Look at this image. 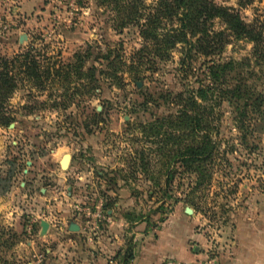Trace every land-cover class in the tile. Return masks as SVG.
<instances>
[{"label":"rangeland","instance_id":"obj_1","mask_svg":"<svg viewBox=\"0 0 264 264\" xmlns=\"http://www.w3.org/2000/svg\"><path fill=\"white\" fill-rule=\"evenodd\" d=\"M213 1L238 9L245 22L264 30V0L243 8L236 0ZM114 24L113 11L96 0H0V56L32 47L43 64L64 66L87 51L84 67L94 65L98 79L91 84L73 79L63 88L54 78L44 91L25 82L9 97L13 126L0 125V264H94L100 236L120 241L110 259L131 264L135 244L154 242L172 223L198 236L192 245L187 241L190 251L198 246L196 258L165 257L161 264H221L220 256L232 253L238 219L264 194V102L261 115L248 107L241 129L234 107L222 102L214 108L218 132H209L216 152L200 178L168 160L173 145H164L161 135L145 137L141 125L174 110L165 92L206 84L203 59L186 78L178 73L175 49L155 73L145 72L139 87L127 71H118V83L98 72L108 68L96 56L109 50L128 64L142 41L135 26L118 31ZM222 58L236 63L233 84L264 96V59L253 55L250 41L231 40ZM141 151L149 162L145 171L136 166ZM65 153L70 163L61 168ZM168 168L173 176L165 185ZM41 220L50 225L43 235ZM70 221L78 231L68 230Z\"/></svg>","mask_w":264,"mask_h":264},{"label":"trees","instance_id":"obj_2","mask_svg":"<svg viewBox=\"0 0 264 264\" xmlns=\"http://www.w3.org/2000/svg\"><path fill=\"white\" fill-rule=\"evenodd\" d=\"M236 1L240 8L251 2ZM96 2L113 11L115 29L121 31L128 26H135L142 41L128 64L122 62L118 54L112 58L109 50L99 53L96 58L101 57L108 68L99 69L101 75L107 72V75L113 76L119 83L122 79L118 76V71H127L136 82L145 77V72L155 73L158 64L170 60L172 51L176 49L179 51L178 73L187 78L193 65L203 59L206 65V84L196 90L185 88L177 92H165L163 99L174 110L141 125L145 137L152 139L161 135L164 145H173V150L166 154L168 160L171 157L174 164L176 161L189 172L197 171L200 178H203L217 147L216 142L211 139L212 132H209H218V127L212 126L214 108L222 102L234 107L238 111V127L241 129L250 110L248 107L252 108L250 112H259L261 115L260 109L264 102V96L260 92L232 83L230 75L236 63L223 59V50L231 40L246 39L253 44V55L264 59V30L256 22H245L238 9L217 4L213 0H155L149 6L144 4L145 0ZM216 23L221 24V27L216 28ZM32 50V47L28 48L12 57L0 56V125L8 126L14 121L7 101L25 82L29 83L30 88L44 91L47 81L54 78L59 79L63 88L73 79L83 80L86 84L98 81L96 67H84L89 54L87 51L75 54V60L64 66H56L55 63L43 64L37 60ZM120 63L125 69L120 68ZM30 93L28 90V95ZM196 98L212 104L209 107L203 106ZM200 131L203 133L199 135ZM148 165L147 156L141 151L136 166L144 170ZM166 176L164 183L169 185L173 176L169 168ZM129 257L131 256L124 261Z\"/></svg>","mask_w":264,"mask_h":264},{"label":"crops","instance_id":"obj_3","mask_svg":"<svg viewBox=\"0 0 264 264\" xmlns=\"http://www.w3.org/2000/svg\"><path fill=\"white\" fill-rule=\"evenodd\" d=\"M49 228L48 224V230ZM233 231L232 253H223L220 263L264 264V194L258 198V203L252 202L248 210L240 216ZM158 235L154 242L144 239L135 244L131 264H161L165 257L182 262H191L196 258L198 246L192 251L187 246V241L192 245L198 238L191 228L182 230L173 223L165 224ZM95 245L98 253L93 258L94 264H120L118 260L110 259L111 255L119 250V240L100 236ZM83 254L84 259L88 260L86 252Z\"/></svg>","mask_w":264,"mask_h":264},{"label":"water","instance_id":"obj_4","mask_svg":"<svg viewBox=\"0 0 264 264\" xmlns=\"http://www.w3.org/2000/svg\"><path fill=\"white\" fill-rule=\"evenodd\" d=\"M140 85H141V82L137 81L136 82V86L139 87ZM12 126H13V124L10 123L9 127H12ZM70 159H71V156H70L69 153L63 154L62 157L59 160L60 167L61 168H67L69 163H70ZM185 211L187 213H191L192 212L191 209L188 208V207L185 209ZM47 229H48V223L45 220H41L40 221V235L45 234ZM68 230L69 231H74V232L78 231L79 230V226L76 223H74L73 221H70L68 223Z\"/></svg>","mask_w":264,"mask_h":264},{"label":"built area","instance_id":"obj_5","mask_svg":"<svg viewBox=\"0 0 264 264\" xmlns=\"http://www.w3.org/2000/svg\"><path fill=\"white\" fill-rule=\"evenodd\" d=\"M166 264H173L172 262H167Z\"/></svg>","mask_w":264,"mask_h":264}]
</instances>
